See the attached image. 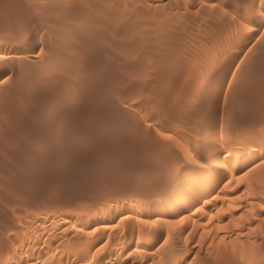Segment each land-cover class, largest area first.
Here are the masks:
<instances>
[{"label":"rangeland","instance_id":"rangeland-1","mask_svg":"<svg viewBox=\"0 0 264 264\" xmlns=\"http://www.w3.org/2000/svg\"><path fill=\"white\" fill-rule=\"evenodd\" d=\"M0 264H264V0H0Z\"/></svg>","mask_w":264,"mask_h":264},{"label":"bare ground","instance_id":"bare-ground-1","mask_svg":"<svg viewBox=\"0 0 264 264\" xmlns=\"http://www.w3.org/2000/svg\"><path fill=\"white\" fill-rule=\"evenodd\" d=\"M47 14V13H46ZM73 88V87H72ZM68 97V96H67ZM53 119V118H52ZM52 125V124H51Z\"/></svg>","mask_w":264,"mask_h":264}]
</instances>
